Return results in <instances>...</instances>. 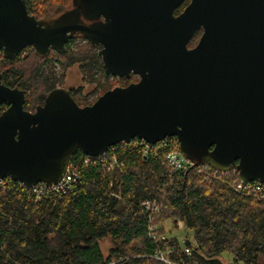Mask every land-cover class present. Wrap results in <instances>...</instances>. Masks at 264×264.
<instances>
[{
    "label": "water",
    "instance_id": "95a60500",
    "mask_svg": "<svg viewBox=\"0 0 264 264\" xmlns=\"http://www.w3.org/2000/svg\"><path fill=\"white\" fill-rule=\"evenodd\" d=\"M182 1L72 0L74 10L44 19L26 0H0L5 58L27 46L61 53L80 33L101 44L105 77L138 76L85 105L55 87L29 111L25 90L4 84L0 71V178L49 186L77 151L99 156L119 142L174 136L193 166L264 183V0H189L175 15ZM79 14L103 20L86 25Z\"/></svg>",
    "mask_w": 264,
    "mask_h": 264
},
{
    "label": "trees",
    "instance_id": "16d2710c",
    "mask_svg": "<svg viewBox=\"0 0 264 264\" xmlns=\"http://www.w3.org/2000/svg\"><path fill=\"white\" fill-rule=\"evenodd\" d=\"M68 5L70 0H37L35 7L40 12L29 13L47 19ZM200 33L193 34L190 45ZM99 47L79 35L69 39L61 53L51 50L40 56L27 46L8 59L0 50L3 82L25 90L23 107L34 111L51 89L64 86L67 70L74 65L82 81L92 86L87 93L83 86L69 88L79 105L92 103L114 86L138 80L133 74L105 77ZM6 107L1 104V110ZM170 139L178 145L177 138ZM139 142L134 138L118 143L115 156L121 165L112 171L85 164V155L77 151L70 165L79 180L60 196L36 200L14 186L0 189V264H165L152 256L155 244L148 236V215L142 210L143 202L152 198L160 201V210L152 219L158 232H165L167 219L175 225L182 221L187 230L184 244L191 248L189 258L181 251L178 235L165 242L174 249V254H168L173 260L261 264L264 201L234 192L227 181H207L194 167L173 170L165 159L168 147L143 152ZM227 178H237V172H227ZM101 238L110 242L106 255L99 244ZM223 253L229 260L221 257Z\"/></svg>",
    "mask_w": 264,
    "mask_h": 264
},
{
    "label": "built area",
    "instance_id": "2783aa9c",
    "mask_svg": "<svg viewBox=\"0 0 264 264\" xmlns=\"http://www.w3.org/2000/svg\"><path fill=\"white\" fill-rule=\"evenodd\" d=\"M174 137V136H171ZM176 138V137H175ZM139 144L142 146L143 152H148L149 150L155 149L156 147H168V151L165 155V159L168 165L176 171L182 172L189 167H194L196 172L207 181H219L228 182L229 187L236 193L240 195H245L252 197L256 200L264 201V183L257 181H243L238 178L229 179L227 178V172L219 171L209 165H198L193 166L190 160L182 157L178 145L174 144L173 139L170 136L164 139L150 144L143 139H139ZM125 143V142H121ZM117 144L109 146L101 155L99 156H87L85 155L83 162L85 164L99 165L107 171H112L121 164L115 156V150ZM229 172V171H228ZM79 180L78 173L70 164L64 173L61 180L55 184L46 185L45 183H37L33 186H27L21 181H15L9 176L0 178V189L6 187L14 186L16 189L22 190L25 194L34 197L36 200L43 196L57 195L60 196L67 191H71L74 185ZM142 210L148 215L149 223L147 227L148 236L155 244V251L152 255L154 258L164 262L165 264H190L187 263L183 258L179 261L173 260L168 256V254H174V249L167 246L165 242L173 236L165 232H158V225L152 223L154 214L158 213L160 210V201L157 198H152L143 202ZM177 227L184 228L183 222L178 221ZM170 233V232H169ZM185 237L181 239L182 249L181 251L186 257H190L191 248L184 244Z\"/></svg>",
    "mask_w": 264,
    "mask_h": 264
},
{
    "label": "rangeland",
    "instance_id": "374dc122",
    "mask_svg": "<svg viewBox=\"0 0 264 264\" xmlns=\"http://www.w3.org/2000/svg\"><path fill=\"white\" fill-rule=\"evenodd\" d=\"M191 45H194L191 44ZM78 86H83L84 87V91L83 93H87L91 88L92 86L91 85H88L86 83H84L82 81V78H81V74L79 72V69L77 67V65H74V66H71L68 70H67V74H66V79H65V82H64V87L66 88H74V87H78ZM92 98V96L90 97ZM164 228H165V231L168 233V234H172V235H178L180 240L185 237L184 234L186 233L187 230H185L184 228L182 227H177V224L175 225L171 219H167L164 223ZM170 232V233H169ZM189 237L191 238V235L189 234ZM99 244H100V247L102 249V253L104 255L107 254L108 252V247L110 246V242L107 238H101L99 240ZM222 258H225V259H228L229 260V255L227 253H223V255L221 256ZM259 261L261 264H264V256L261 255L259 257Z\"/></svg>",
    "mask_w": 264,
    "mask_h": 264
},
{
    "label": "flooded vegetation",
    "instance_id": "af4514ba",
    "mask_svg": "<svg viewBox=\"0 0 264 264\" xmlns=\"http://www.w3.org/2000/svg\"><path fill=\"white\" fill-rule=\"evenodd\" d=\"M185 0H183L176 8H175V10H174V14L175 15H177V14H179L180 12H182V10L185 8V6L189 3H185L184 2ZM36 2H37V0H26V9H27V12L29 13V10H37V8L35 7V5H36ZM29 6V7H28ZM40 6H42V7H45L43 4H41ZM30 8V9H29ZM74 8H75V6H73V4H72V0H70V5H68V7H66V8H64V9H62L61 11H59L57 14H52V15H49L50 17H47V19H53V18H55V17H57V16H59V15H61V14H63V13H65V12H67V11H69V10H74ZM43 11H46V12H48L49 10H47L46 8L43 10ZM38 12H40V10L38 9L37 10V13ZM30 14V13H29ZM33 15V14H32ZM76 17H73V20L75 19ZM78 19L77 20H79L80 22H83L84 24H86V25H88V24H92V23H94V22H98V21H102L103 20V17L102 16H100L99 18H96V19H87V18H85L82 14H79V16L77 17ZM44 19H46V18H44ZM200 31H201V33H202V29H199ZM196 31H198V30H196ZM195 31V32H196ZM194 32V33H195ZM201 33H200V35H201ZM79 35H81L80 33H78V34H76L74 37H76V36H79ZM200 35H199V37H200ZM82 36V35H81ZM193 36V35H192ZM73 37V38H74ZM83 37V36H82ZM71 39V38H70ZM191 39V38H190ZM199 39V38H198ZM190 41V40H189ZM189 41H188V43H187V47H193L194 45H196V43L194 44V45H190L189 44ZM68 42V41H67ZM92 44V43H91ZM93 45V44H92ZM97 45H99L100 47H99V49L101 48V44H96V46ZM95 46V45H94ZM98 49V50H99ZM98 50H97V52H98ZM131 75V74H130ZM134 75V74H133ZM135 76H137V75H135ZM110 77H112V76H110ZM117 77V76H116ZM123 77H125V76H123ZM138 77V76H137ZM128 78V77H127ZM133 82V81H132ZM135 82V81H134Z\"/></svg>",
    "mask_w": 264,
    "mask_h": 264
}]
</instances>
